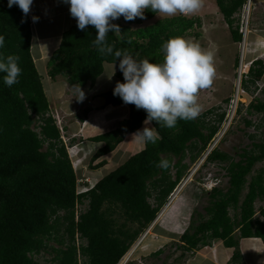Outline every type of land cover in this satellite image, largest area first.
I'll list each match as a JSON object with an SVG mask.
<instances>
[{
    "label": "trees",
    "instance_id": "trees-1",
    "mask_svg": "<svg viewBox=\"0 0 264 264\" xmlns=\"http://www.w3.org/2000/svg\"><path fill=\"white\" fill-rule=\"evenodd\" d=\"M245 1L215 0L235 43L242 42V33L234 24L238 21L234 14ZM156 14L149 9L143 19L125 21L121 17L113 21L120 26L121 33L109 32L106 43L113 46L114 52L126 50L134 58L162 63V45L201 24L199 17L177 15L132 27L151 20ZM95 34L92 26L79 30L75 21L62 33L58 48L49 58L48 75L51 78L63 75L70 85L89 83L93 86L103 72L104 63L115 62L114 55L98 51L93 43ZM0 35L5 37L0 53L5 57L18 56L22 69L19 83L12 87L3 83V74H0V264H43L35 260L34 255L47 251L51 238L60 245L51 247L54 253L51 264H118L138 235L155 219L182 177L185 168L180 165L182 159L190 154L191 160H195L204 153L226 120V111L214 107L195 120H179L172 129L152 122L153 130L160 137L157 143L144 145L79 197L80 202L81 197L89 199V208L76 227L73 209L77 200V178L60 130L54 119L46 115L49 102L31 53V19L29 14L25 18L17 6L9 8L8 0H0ZM235 62L237 65L238 59ZM115 76L123 82L119 70ZM263 76L264 61L253 60L247 78L242 79L243 88L255 89L256 81ZM101 95L104 106L124 104L113 95V90ZM256 101L247 109L249 114L255 111L263 115L255 124L258 130L262 128L261 132L249 135L255 139L253 147L242 150L238 161H233L217 146L210 151L208 162H228L225 167L228 187L225 191L214 188L209 193L211 199L205 207L206 214H192L187 229L180 236L183 246L176 245V248L195 250L210 245L211 239H220L224 246L234 248L231 261L238 263L240 237H259L264 242L263 205L259 206L262 219L255 216L256 201L264 202V167L254 170V165L264 162V101ZM127 106L128 116L114 129L89 138L101 144L91 155V161L113 151L128 134L143 125L145 111L131 104ZM244 120L246 126L253 125L250 119ZM172 158L177 159L175 165L180 166L174 179L169 168L157 166L162 159L171 164ZM105 164L102 159L90 168ZM244 189L246 192L242 194ZM151 198L155 205L150 202ZM230 209L235 212L232 216ZM117 213L123 218L122 223H118ZM61 228L62 233L58 235ZM76 230L87 241V245H81L79 254L74 244ZM162 251L159 249L154 255Z\"/></svg>",
    "mask_w": 264,
    "mask_h": 264
},
{
    "label": "rangeland",
    "instance_id": "rangeland-1",
    "mask_svg": "<svg viewBox=\"0 0 264 264\" xmlns=\"http://www.w3.org/2000/svg\"><path fill=\"white\" fill-rule=\"evenodd\" d=\"M249 1L251 13L249 15L248 27L246 28L247 38L245 43L244 41L241 43L232 41L229 28L223 20L215 0H201L202 6L195 13L187 15L177 13L174 15L200 18L201 24L199 26L194 25L182 38L198 44L202 50L213 54L215 68L213 83L209 88L203 89L198 93V103L202 108L201 114L214 107H219L218 109L222 110L228 109L227 114L231 119L227 120L224 124L225 129L223 128L224 130L221 131L223 133L221 136L217 135L215 137L212 145H215L224 134L221 141L215 146L219 150L229 154L233 161L239 160V153L242 150H249L253 147L252 141L255 139L250 138L249 135H258L262 130V128L258 130L255 124H258L262 120L263 115L255 111L249 114L247 113V109L249 104L251 102L256 103L257 99L264 101V76L256 81L255 89L250 86L249 91H247L241 83L239 85V77L241 78V75L247 72V61L255 58H260L264 61V0ZM45 3H48L47 0H44ZM32 6L35 5L32 4ZM168 17L172 16L157 13L151 20L143 21L142 24H133L132 27L146 26ZM51 22L47 21L45 23L46 30L51 31L53 29V26L49 25ZM67 22H69L67 15L61 17L59 32L66 28ZM236 59H238L237 65L235 64ZM45 63L47 65V61H44L40 66L43 67ZM112 65V63H104L103 72L97 77L93 86H90L89 83L84 86L70 85L67 78L63 75L50 78L47 73V67L45 66L46 69L39 67L45 94L50 105L49 114L54 117L53 119L56 122H60L66 126L65 130L61 133L65 145L73 138V141L69 142L68 145L75 144L73 146L75 148H70L69 152L73 163L75 165L78 163L77 166L81 163L79 168L81 171H78L77 175L80 178H90L92 183H95L96 180L114 170L129 158L132 153L143 148V145L138 143L136 138L131 134L115 150L101 156L97 160L91 161V155L101 144L94 143L89 138L114 129L118 125V122L125 117V111L127 110L125 107L108 105L104 108L103 106L105 100L101 93L113 90L116 82L120 81L115 75L111 80L107 78V76L112 74ZM248 85L251 84L248 83ZM79 87L85 93L83 101H78L80 95ZM235 96L239 98L235 110L232 111V106L229 108L227 103H229L230 99L231 101L234 100ZM87 107L89 109L88 113L85 111ZM244 119H250L253 125L246 126ZM144 126L143 124L140 129ZM36 131H39V128H36ZM45 148L46 145L44 146ZM190 156V154H187L180 162V165H185V168L182 169V177L177 187L170 195V202L172 204L166 206V211L161 216L162 210L168 202L162 205L157 214V216H160V219L157 222L154 220L149 227L145 228L138 235L129 249L130 252L128 253L130 254L124 255L126 259L122 262L123 264H209V255L211 257L214 255L212 246L216 242H220V245H222L220 240H214L211 245L206 247L200 246L196 250L187 251L184 247L176 248V245L183 246L179 242L180 234L188 225L187 220L190 212L194 210L195 213L206 214L205 207L210 204V196L202 191V189L206 190L201 187L203 179L215 174L220 181L218 188L225 191L228 187V176L225 174V167L228 165V162L202 164L203 156L205 155L202 157L198 156L195 160H191ZM77 157L79 158L77 159ZM102 159L106 161L104 166L96 170L90 168L92 167L90 165H95ZM176 163L177 159L172 158V163L169 167L172 179L176 177L177 169H180L179 165H175ZM199 164V169L194 172ZM260 167H264V162L254 165V170ZM83 172L85 176L82 174ZM185 182L188 184L181 189ZM245 192L246 189L242 191V194ZM175 193H177L176 197H174ZM173 198L174 200L172 201ZM149 200L152 205H155L153 198ZM261 205H264V202L256 201L255 216L259 212V206ZM180 207L184 209V212L178 215L175 213V210H179ZM230 214L232 216L235 212L230 209ZM195 216L198 218L197 214ZM257 217L260 218L259 215ZM116 219L118 223L123 222V218H119L118 213ZM61 233L62 228L58 235H61ZM48 243L47 251L34 255V259L43 264H51L50 261L54 255L51 247L58 248L60 246L54 238H51ZM159 249H163L162 253L154 255Z\"/></svg>",
    "mask_w": 264,
    "mask_h": 264
},
{
    "label": "clouds",
    "instance_id": "clouds-1",
    "mask_svg": "<svg viewBox=\"0 0 264 264\" xmlns=\"http://www.w3.org/2000/svg\"><path fill=\"white\" fill-rule=\"evenodd\" d=\"M61 2L68 6L69 14L76 20L77 28L79 30L84 31L88 26H92L95 29L96 38L93 43L97 47L98 51L104 55H114L115 62L112 65V74L107 76V78L111 80L116 71L119 70L122 73L123 82H116L113 88V95L119 97L124 103L123 105H134L137 110L143 109L146 113V119L143 123L145 126L142 129H140V127L139 130L130 133L127 136L132 134L133 137L136 138L137 142L142 144L144 148V145L146 146L148 143L156 144L160 138L158 133L152 128V122H155V124H158L161 127L172 129L176 127L179 120L192 121L199 117L202 108L198 103V93L203 89L209 88L212 85L213 78L215 76L213 54L211 52H205L198 44L189 42L182 37H173L162 45L163 62L153 63L150 62L149 59L140 60L134 58L126 50L114 52L113 46L106 43V37L109 32L121 33L120 26L118 24L112 23L121 17H123L125 21H133L136 18L143 19L145 11L149 9L154 13H161L166 16H174L177 13L184 15L192 14L201 8V0H61ZM32 4L33 0H8V7L11 8L14 5L17 6L22 11L25 18L30 13ZM242 7L243 6H241L234 14V17L238 19V21L234 22V24L238 25L239 32H241L239 21ZM237 13L238 15H236ZM32 20L33 22H38L39 17L33 16ZM246 38L247 35L245 31L244 34L242 33V41H244V43L246 42ZM4 45L5 37L0 35V49L4 48ZM256 59L258 58L247 61L248 69L253 60ZM0 74H3V83L7 87H12L14 84L19 83L18 78L22 74V69L19 66V57L15 55H8L5 57L2 53H0ZM243 78H245L244 75L241 77V85ZM79 94L78 101H83L85 99V93L80 87ZM230 101L231 99L229 100V103H227V106L230 104ZM49 111L46 114L47 116H51ZM225 111L227 116V110ZM224 122L220 131L224 126ZM54 124L60 130V134L65 130L66 126L62 125L60 122H56V120H54ZM126 137L123 139V141L126 139ZM71 139L73 140V138ZM221 139L219 141H221ZM212 141L213 139L210 141L204 153L200 155L201 157L205 155L206 151H208ZM69 142L71 141L69 140ZM68 143L65 146L77 178V200L73 209L74 222L77 227V223L79 222L81 215L84 214L89 208V199L86 197H81L80 199L82 201L80 202L79 197L82 194H87L99 179L96 180L95 183H92L90 178H80L79 175H77V172L81 171V169H79L81 163L78 166V163H76V165L73 163L69 152L70 148H75L73 147L75 144H70L69 146ZM207 155L203 156L204 159L202 160V164L213 163L207 161ZM78 158L79 157H77V159ZM200 164L194 170V172L199 169ZM157 166L161 169H168L171 165L169 160L162 159ZM82 174L85 176L84 172ZM217 177L218 176L214 174L203 179L201 187L206 189H202L204 193L209 195V193L214 188H218L220 181ZM206 181H208L209 184L214 183L211 188H206L204 186ZM186 184L188 183L185 182L181 189ZM177 185L178 183L174 189L177 187ZM173 190L169 193L165 200V203L168 202L165 207L168 204H172V202H170V195L172 194ZM179 210H182L180 213L183 214L184 209H181L180 207ZM193 213L194 210L189 214L187 220L188 225ZM257 215L260 216V213L258 212ZM158 218L159 215H156L154 220L156 221ZM260 218L262 219L261 216ZM187 227L184 228L180 236L185 232ZM74 238V244L77 247V252L79 254L81 245H87V241L84 238H81L78 230H76ZM214 240L220 239H211V243ZM129 249L125 254L130 251Z\"/></svg>",
    "mask_w": 264,
    "mask_h": 264
},
{
    "label": "crops",
    "instance_id": "crops-1",
    "mask_svg": "<svg viewBox=\"0 0 264 264\" xmlns=\"http://www.w3.org/2000/svg\"><path fill=\"white\" fill-rule=\"evenodd\" d=\"M47 2L48 3L44 4V0H33V4L35 6H31V11L29 13V17L31 19V27H32L31 53H32L33 59L35 61V64L38 70H39V67H41L40 65L44 61H47L48 63L49 58L59 46L61 35H62L61 33H63L66 29H68L76 21L74 18L70 16L68 6L63 4L61 0H47ZM64 15H67V20H69V22H67L66 28L63 29L61 32H59L61 17H63ZM33 16L39 17L38 22H33L32 20ZM47 21H52L49 24L51 25V27L53 26V29H51V31L46 30L45 23ZM45 66L47 67L46 63L41 68L46 69ZM39 73L41 75L40 70H39ZM41 81H42V77H41ZM104 104H105V101H104ZM107 106L108 105L104 106V108H106ZM109 106H112V105H109ZM116 107L127 108V110L125 111L126 112L125 117L128 116V107L126 105H120ZM165 211L166 209L162 212L161 216L165 213ZM175 213L179 215L180 210H175ZM159 219H160V216L156 220V222ZM238 242H239L238 243L239 251L241 254V257L238 263H236V261L234 262L231 261L234 248L226 247L223 245V243H221L222 245H220V242H216L212 246L214 255H212V257L209 255L208 263L209 264H229V263L230 264L231 263L233 264H264V242L259 237H244V238L240 237L238 239Z\"/></svg>",
    "mask_w": 264,
    "mask_h": 264
},
{
    "label": "built area",
    "instance_id": "built-area-1",
    "mask_svg": "<svg viewBox=\"0 0 264 264\" xmlns=\"http://www.w3.org/2000/svg\"><path fill=\"white\" fill-rule=\"evenodd\" d=\"M250 10H251V5H250V1L249 0H246V2L243 4V7H242V11H241V14H240V21H239V25H240V31L244 34L245 33V31H246V28L248 27V22H249V15H250ZM243 75L245 76V78H246V72L245 73H243ZM240 76V75H239ZM241 77H242V75H241ZM239 85H240V82H241V78L239 77ZM238 91V90H237ZM237 100H238V97H234V100H232L231 102H230V104L228 105V107L230 108L231 106H232V111L233 110H235V107H236V104H237ZM227 112H228V109H227ZM229 119H231V117H229L228 116V114H227V116H226V120H225V122H224V124L227 122V120H229ZM224 128V126L222 127V130H224L223 129ZM221 130V131H222ZM219 132L217 135H220L221 136V134L223 133V132ZM225 133V132H224ZM216 135V136H217ZM215 136V137H216ZM223 136V135H222ZM215 137H214V139H215ZM222 138V137H221ZM220 138V139H221ZM214 139H213V141H212V143L210 144V146H209V149H208V151H206V153H205V156L208 154V152L215 146V145H217V143L219 142H217L215 145H212L213 143H214ZM214 183H212V184H209V182L208 181H206L205 183H204V186L206 187V188H211V186L213 185Z\"/></svg>",
    "mask_w": 264,
    "mask_h": 264
},
{
    "label": "bare ground",
    "instance_id": "bare-ground-1",
    "mask_svg": "<svg viewBox=\"0 0 264 264\" xmlns=\"http://www.w3.org/2000/svg\"><path fill=\"white\" fill-rule=\"evenodd\" d=\"M176 196H177V193L175 194L174 197H176ZM173 200H174V198L172 199V201H173ZM164 208L166 209V207H164ZM164 208H163L162 212L165 210ZM161 214H162V213H161ZM129 252H130V251H129ZM129 254H130V253H128L127 255H129ZM125 257H126V256H125ZM125 257H123L122 260H121L118 264H123L122 262L126 259Z\"/></svg>",
    "mask_w": 264,
    "mask_h": 264
}]
</instances>
